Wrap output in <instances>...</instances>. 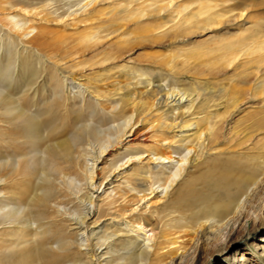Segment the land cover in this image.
Instances as JSON below:
<instances>
[{
  "label": "bare ground",
  "instance_id": "1",
  "mask_svg": "<svg viewBox=\"0 0 264 264\" xmlns=\"http://www.w3.org/2000/svg\"><path fill=\"white\" fill-rule=\"evenodd\" d=\"M38 1L41 3L39 7L43 10H46V7L50 9L49 2L60 3V0L58 2L57 0ZM100 1L103 2V0L84 2L81 12H86L85 6L88 3L94 6ZM146 1H149L146 9L141 7L123 15H117L121 5L114 6L111 3L113 6L109 5L110 17L106 18L107 16H105L103 20L106 21L102 22V25L97 24L96 28L83 32L77 46L70 49L43 50L40 41L36 40L37 35L30 39V42L38 50L37 54L40 53L55 67L59 68L64 64L66 65L62 67L64 69H76V73H73L71 78L77 80L79 85L88 90L95 99L98 109L103 112V117L104 113L109 112L112 119L128 117V128L115 130V141L111 142L107 135L106 138L105 135L101 136L94 125H78L77 123L83 120L82 113L74 117L70 115L72 112L70 114L68 111L61 113L67 105L64 97H55L52 106L48 109L46 106L42 113L30 114L31 108L37 106V99L34 102V96L28 94V91L35 83L36 78L27 83L28 76H22L11 85V81H6L9 75L7 68H9L11 58L7 63H0V86L3 81L7 83L6 92H0V193H3V197L0 198V229H11L10 234L8 233L9 238L4 239V242L8 244L7 248L0 250V264H89L93 260L96 249H92L90 243L87 244L91 246L92 254L88 260L83 259L82 249L79 248L77 238L70 233L75 228V223L79 226L84 224V228L88 226L86 215L82 216V219L78 220L79 222L72 223L70 219L62 218V213L55 205L66 204L74 199L72 195V189L75 187L74 182H71L70 179L68 182L64 176L73 175L79 178V158L88 153L83 147L84 143L100 142L106 139L110 148L105 154H109L121 142L122 135L130 131L132 126L136 127L138 123L148 126L154 139L151 143L139 147V150L128 158L132 159L137 153L145 151L147 153L145 163L131 162V171L122 174V177L120 176L122 181L115 185L116 187L108 192L101 203L96 206V218L91 222L95 225L101 219L119 220L126 217L131 224L136 222L149 226L150 230L157 229L153 233V241L149 244L148 249L141 252L140 258L133 254L123 259V263L120 264H134L138 259L142 261V264H163L168 262L167 259H172V254H175L179 247L184 249V246L179 245L173 249L162 250L168 244L176 242L175 238L169 236L171 234L161 223L164 215L168 214H164L161 221L158 219L160 216L157 217L168 208L171 212L181 209L191 210L196 207L200 209L197 217H193L187 223L189 228L187 231L193 234L190 241L195 239L194 233H196L197 227L202 226L201 220L215 219L216 225L213 226L218 230L225 228L226 218L231 219V216H234L235 220H238L236 205L240 195L246 191L248 185L253 183L260 173L264 172V40L258 41L255 47L248 46V53H245L253 55L252 59L255 64L253 79H243L241 87L235 85L234 89L233 87L223 89L227 94L226 106L222 111L216 104L213 105V109H210L209 102L205 101L206 93H202L204 89L185 90L186 93L183 96L184 90L178 93L179 89L176 90L174 86L169 85L170 83L163 84L165 77H168V73H171L174 68L175 54L159 60L168 68L165 72L161 71L160 65L156 64H147L140 70L134 69L135 67L126 63L117 64L114 62L121 57L122 46L124 43H128V39L118 38L115 42L100 47L105 36L120 29L126 23L138 22L143 15L158 16L160 11L164 12L168 9L172 0ZM59 5L61 6V4ZM216 6L215 4L212 7L210 4L201 5L192 14L193 19L202 14L207 15L196 25L200 23L201 28L206 29L209 26L227 22V19H224L225 15L232 10L212 11ZM247 7L243 5L242 9L240 8L241 10L238 11L237 17L242 16L243 12L248 9ZM204 8L206 10H203ZM55 10L57 8L53 9V11ZM105 11L96 9L92 13H97L98 18L101 15H106ZM173 19L174 16L170 21ZM0 25L7 27L9 32L17 38L26 37V34L34 28L32 26L21 28L17 22L10 20L8 14L2 15ZM161 26V24L147 22L133 27L130 34L133 37H142L153 33ZM185 32L190 34L193 31ZM250 43L253 44L254 39L251 38L248 41L238 39L234 43L222 46V50L227 52V55L231 54L227 58V63L231 64L239 56L238 53ZM98 44L99 47L95 48L89 57L80 58L85 51ZM192 53L196 54L197 52L193 51ZM186 60L184 59L183 62ZM21 63L28 65L26 68H30V74L33 72L26 60ZM110 63L114 64L110 66ZM52 68H50V72ZM94 68H100L98 73L92 72ZM87 70L88 73H86ZM122 72L129 73L131 75L129 80L132 81L127 83L125 81L121 83L116 79L111 80L112 82L107 81V78L114 73ZM118 76L115 75V78ZM24 84L27 86V90L16 97L15 88L24 86ZM58 85L54 86L55 90ZM191 92L193 98L189 101L196 102L192 111V108L185 105L186 101H184L185 96ZM45 94L44 89L41 96H45ZM94 108L93 106V110H91L92 115L96 113V108L95 110ZM234 113L241 115L231 122V116ZM96 115L98 116L97 113ZM251 118L254 121L252 124L238 128L239 124H243ZM103 120L104 123L107 122L105 119ZM191 125L194 126L193 132L188 139L184 137L177 141L169 139L170 132L174 127L188 131ZM108 133L114 132L112 130L105 132V134ZM176 143L179 146L183 145L187 150L192 149L193 154L182 155L176 160L179 162L176 169L171 170L168 174L162 177L153 176L150 162L154 159H170L171 153L175 152L172 148ZM40 150H42L41 156H37ZM101 152L103 149L98 154L95 153L92 159L103 157ZM215 154L218 155L215 156ZM212 155L215 157L211 159ZM206 156L209 160L203 162L202 159H205ZM259 161L261 164H258ZM184 162L193 165V167L204 166L207 168L196 177L189 179L182 177L183 182H180L176 180V177H179L181 171L184 173L186 169ZM123 163L118 165L115 161L110 168L102 171L101 181L97 183V186L96 183L90 185L98 188L107 179V175ZM94 177L92 171L90 178L94 180ZM154 183L158 184L157 186L161 185L162 188L167 186L175 188L172 199L161 210H158L157 206L154 207L155 209H151L155 206L156 200L147 202L150 207H142L137 204L149 193L153 196L156 194L157 191H154L152 187ZM87 198L90 203L93 202L90 197ZM21 206H25V208L21 210ZM28 221H33L36 224L34 230L27 224L25 225ZM6 224L9 226L5 227ZM102 244L106 243L104 241L99 243V247ZM108 244L110 243L107 242L106 245ZM54 245L56 246L54 247ZM117 258L119 256L112 257L109 263L119 264L114 261ZM236 259L246 260L247 258Z\"/></svg>",
  "mask_w": 264,
  "mask_h": 264
},
{
  "label": "rangeland",
  "instance_id": "2",
  "mask_svg": "<svg viewBox=\"0 0 264 264\" xmlns=\"http://www.w3.org/2000/svg\"><path fill=\"white\" fill-rule=\"evenodd\" d=\"M58 1L59 0H57V2ZM77 1L78 0H60L59 4H61V6L58 3H53L54 1L49 2L51 10L49 7L43 10L39 7L41 3L38 0H0V18L3 14H8L10 20L17 22L21 28L27 26L34 27L26 34V37L21 36V38H17L13 33L9 32L7 27L0 25V63H7L8 59L11 58L9 68H7L10 76L8 75L9 80H6L11 81V85L22 76H28L26 80L27 83H29L31 79L35 80L34 78H36L35 83L30 88V91H28V94L34 96V102L37 99V106L31 108L30 114H40L45 111L46 106L47 109L52 106L55 97H64L67 105L61 113L68 111L70 114L72 112L73 114H70L72 117L82 113L84 115L83 120L78 122V125H94L101 136L105 135L106 138L107 135L112 142L116 140L115 130L120 128L126 129L128 117L125 116L112 119L110 112L104 113L106 118L105 116L103 117V112L98 109L95 104V99L88 90L79 85L77 80L71 78L73 73H76V69H64L62 68L66 66L64 64L61 65L62 67H55L51 61L46 60L40 53L37 54L38 50L35 48L34 44L30 42V39L32 36L34 37L37 35L36 40L38 39V42L40 41L43 50L51 51L58 48L70 49L77 46L83 32L88 29L96 28L95 26L97 24L102 25V22L106 21L103 20L105 16H107L106 18L110 17L109 8L111 6L121 5L119 7V11H121H118L117 15H123L128 11H136L141 7L147 8V3H149V1L103 0V2L100 1L97 2V4L95 3L94 6L88 3L85 6L86 12L84 13L81 12L83 10L81 6L84 2H88L89 0ZM111 3L113 5H111ZM205 4H210L211 7L214 4L217 5L212 9V11L215 10L216 12H221L223 9H231L232 12L227 13L224 18L227 19V22L209 26L206 29L201 28L200 23L196 25L207 14L197 16L196 19H193L192 14L195 13L201 5L205 6ZM243 5L248 6V9L243 12L242 16L240 15L241 17L238 16V18L237 13L242 9ZM54 8H57V10L53 11ZM167 8L168 9L164 12L160 11L158 16L143 15L138 22L124 24L120 29L116 30L117 32L114 31L110 33L111 35L105 36L102 39L103 42L100 44V47H105L115 42L118 38L128 39V43H124L122 46L121 57L114 60V62L117 64L126 63L135 67L134 69L140 70H142V66H147V64H156L160 65L161 71L165 72L168 68L159 60L165 59L164 57H171L175 54L174 68L171 73H168V77H165L163 84L167 85L170 83V86H174L176 90L179 89L178 93L192 88H202L204 89L202 93H206L205 101L209 102L208 105H210V109H213V105L216 104L219 110L222 111L227 104L226 90L223 89L229 87H233L234 89L235 85L241 87V81H243V79L252 80L255 75V64L254 59H252L253 55H247L245 53H248L247 49L249 47H255L258 41L264 40V0H172ZM96 9L106 10L108 12L105 11L107 14L99 16L98 19L97 13H92ZM203 10H206V8ZM173 16L174 19L170 21ZM147 22L161 24L162 26L155 30L156 32L154 31L142 37H133L130 34L133 27ZM115 28H117V26H115ZM190 30L193 31L190 34L185 32ZM120 34L121 36H119ZM251 38L254 39V43H250L243 48L238 53L239 56L231 62V64H228L227 58L230 57L231 54L227 55V52H224L221 47L228 43H234L238 39L248 41ZM97 47H99V44L85 51L80 58L86 59ZM193 51L197 53L194 54L192 53ZM184 59L187 60L183 62ZM24 60H26L29 67L31 66L33 69L31 74L29 71L30 68H26L28 65H23V63H21ZM113 64L114 63H110V66ZM50 68H52L51 72ZM99 69L100 68H94L92 72L98 73L97 71ZM37 70L38 73L36 74ZM86 73H88V70ZM115 75L119 76L115 78ZM130 77L131 75L127 72L114 73L107 78V81L112 82L111 80L116 79L121 83L124 81L127 83L132 81L129 80ZM6 81H3L2 86H0V92L2 93L6 92ZM22 85L21 87L15 88L17 91L15 94L16 97L27 90V86L25 84L24 86ZM55 85H58L57 90L54 89ZM44 89L46 94L45 96H41ZM186 91L183 93V96ZM187 95L184 100L186 101L185 105L190 106L192 111L196 106V102L189 101V99L193 98L192 92ZM93 106L96 108L98 116H95L96 113L92 115L91 110H93ZM234 114L231 116V122L241 115L239 113ZM102 118L107 122L105 121L106 123H104ZM100 119H102L101 121L103 123ZM253 122L251 118L245 123L239 124L238 128H244ZM193 127L194 126L191 125L188 131L174 127L170 132L169 139L172 141H177L183 137L188 139L193 132ZM109 130H112L114 133L105 134V132L107 133ZM121 138V142L116 148H113L109 154H105L110 148L106 139L100 142L91 141L89 143H84L83 147L88 153L79 158V178L73 175L64 176V179L68 182H70L69 179L71 182H74L73 184L75 187L72 189L74 199L66 204H55L59 212L62 213V218H68L72 223L78 220L80 221V218L82 219V216L86 215L88 226L84 228V224L79 226V224L75 223V228L72 229L70 233L76 236L79 248L82 249L81 253H83V259L86 258L85 260H88L92 254L90 250L91 246L87 244L90 243L92 249H96L95 256H93V260H91L89 264H97L98 262L99 264H107L114 256H119V258L114 260L119 264L123 263V259L133 254L139 257L144 249H148L149 244L153 241V233L157 230H150L151 228L149 229V226H144L136 222L132 223L134 224L132 225L126 217L119 220L109 218L104 220L101 219L95 225L91 224L96 218V206L101 203V200L108 192L116 187L115 185H118V183L122 181V174L131 171V162L135 164L145 163L147 155L145 151L137 153L132 159L128 157L137 152L139 147L151 143L154 139V135L148 129V126L138 123L136 127L132 126L130 131L125 132ZM173 146L174 148L172 149L175 152L171 153L170 159H154L155 161L153 160L150 162V170L153 176L162 177L168 174L171 170L176 169L179 163L176 161L177 159L182 155L193 154L192 149H189V151L184 148L183 145L179 146L178 143H176ZM101 149H103V152L100 154L103 157L93 158V160L92 157L95 156V153L98 154ZM41 152L42 150L38 151L37 156H41ZM217 155L218 154H215V156ZM215 156L212 155L210 158L212 159ZM101 158H103V160H101ZM207 160H209L208 156L202 159L203 162ZM115 161L118 165L124 162L122 164L123 166L120 165L116 167L113 172H110L106 177L107 179H105L98 188L91 186V183H96L97 186V183L101 181L100 175L103 174L102 171H106L110 168L112 166L111 164ZM260 162L261 161H259L258 164H261ZM184 166L186 167L184 173L181 171L182 175L180 173L179 177H176V180L180 182H183L182 177H184V179L196 177L207 168L204 166L193 167V165L185 162ZM92 171L93 176L95 175L94 180L90 178ZM186 172L190 173L187 175L185 174ZM263 173H260L256 180L249 184L246 191L240 195L236 205V210L238 208V220H235L236 217L234 216H231V219L226 218L224 221L226 222L225 228H223L224 230H218L213 226L216 225L215 219L206 221L201 220L202 226L197 227V234L194 233L196 235H194L195 239L190 241L193 234L187 231L189 230L187 223L190 222L193 217H197L200 212L198 207L191 210L181 209L175 212L169 211L168 208L160 213L157 216H160L158 218L160 221L164 214H168L167 216L164 215L161 223L164 228L167 229L168 233L171 234L169 236H172L176 240V242L168 244V246L162 248V250L166 251L167 248L173 249L179 245L182 247L184 246V249L179 247L175 254H172V259H167L168 262L163 264H264ZM157 185L156 183L152 185L154 191H157L156 194L153 196V194L147 191L149 194L144 197L145 199H140L137 202L139 206L150 207V204H147V202L156 200L157 202L155 201L154 203L155 206L151 209H155L154 207L157 206L159 207L158 210H161L170 202L175 188L172 189L171 186L162 188L161 185ZM177 187L178 185L176 188ZM2 194L0 193V198L3 197ZM87 197H90L93 204L90 203ZM22 208H25V206H21V210ZM26 224L32 227V230L36 227L33 221H28L25 225ZM8 226L9 224L5 225V227ZM10 230V228H6V230L5 228L0 229V242H2L0 244V250L1 248L2 250L7 248L8 244L4 242V239L9 238L8 235L10 234ZM103 241L106 244L107 242L110 244H102L101 247H99L98 244ZM55 246L56 245H54V247ZM243 257L247 259H236ZM134 264H142V261L138 259Z\"/></svg>",
  "mask_w": 264,
  "mask_h": 264
}]
</instances>
